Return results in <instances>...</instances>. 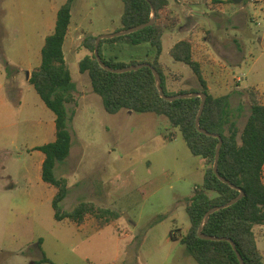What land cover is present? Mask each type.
Returning a JSON list of instances; mask_svg holds the SVG:
<instances>
[{
  "label": "trees",
  "instance_id": "1",
  "mask_svg": "<svg viewBox=\"0 0 264 264\" xmlns=\"http://www.w3.org/2000/svg\"><path fill=\"white\" fill-rule=\"evenodd\" d=\"M121 1L123 12L119 30L147 22L151 18L152 7L155 10V20L153 24L135 32L101 39L98 45L99 56L106 65L113 68L140 63H147L149 66L121 73L107 71L99 65L93 55L96 36L87 35L83 45L88 54L79 60V71L88 75L91 88L101 97L107 113L130 110L161 115L172 128L180 132L189 151L203 159V180L192 190V195L187 200L185 209L190 224L180 238L195 263L240 264L228 240L202 239L197 235V230L208 209L225 204L242 189L244 195L235 203L210 214L202 232L232 240L244 264H263L254 226L264 224V103L259 100L255 91L248 92L249 114L239 131L228 96H215L210 93L200 63L193 57L191 36L176 42L170 48L169 55L174 61L186 64L192 70L198 87L168 91L159 57L163 33L178 24V18L168 10L169 0ZM72 2L73 0H65L58 8L54 29L45 37L41 49V63L31 70L28 79L46 107L54 114L55 139L37 146L36 149L44 154L41 165L42 180L56 188L51 200L54 218L79 224L86 216H90L94 218L98 228H103L117 220L119 213L86 200L79 201L71 210H63L61 203L68 192L67 179L56 177L54 174L55 165L68 156L71 146V135L67 127V104L74 102L75 89L65 64L63 44L69 29ZM119 40L128 41L132 45L147 43L145 57L123 62L116 57L105 56L103 44ZM150 66L158 71L166 95L195 91L206 94L199 125L210 133L218 134L222 139L217 171L234 187L221 181L212 170L218 138L205 135L195 127L200 97L179 98L173 101L161 98ZM170 237L173 238L172 231ZM40 261L56 264L45 255Z\"/></svg>",
  "mask_w": 264,
  "mask_h": 264
},
{
  "label": "crops",
  "instance_id": "2",
  "mask_svg": "<svg viewBox=\"0 0 264 264\" xmlns=\"http://www.w3.org/2000/svg\"><path fill=\"white\" fill-rule=\"evenodd\" d=\"M120 1L73 0L69 29L63 44L66 66L69 65V57H71L73 64H78L79 60L88 54V50L83 45L84 38L87 35L98 36L119 30L121 27L120 18L123 12L122 6L119 4L122 1ZM242 1L236 4L229 0L215 2L211 0H169L168 10L173 16L178 18V24L172 30H166L163 33L162 50L159 57L160 67L165 75V83L177 84L174 81L185 78L184 70L189 67L186 64L174 61L169 55V50L179 40L191 36L193 57L200 63L202 75L210 93L215 96H228L235 120H237V117L243 116L241 113L245 112L246 103H249L248 92L250 90L255 91L259 100L264 103V87H262V79H259L261 72L264 71V61L261 59V53L256 56L253 54L256 47L252 40L247 39V36H250L248 23L252 12L247 10ZM16 2L25 6L30 25L29 28L25 27L22 31L16 32L17 35L14 36V41L10 40L8 44L0 46V113H3L5 119L15 118L18 112L15 106L25 105L29 93V96L32 97L35 104L39 107V118L35 121L33 129H31L32 127L30 128V138L34 142L37 140V143L29 146L30 152H27L25 157H22L21 152H19L15 160L17 167L14 173L11 174L8 172L5 160L8 159L7 157H12V152L20 149L21 145L26 144L27 126L25 124L22 125L21 122L7 123L5 121L3 126H0V193H15L18 191L16 188L21 185L20 182L34 183L39 191L47 192L48 197L52 200L56 193V188L42 180L41 165L44 154L37 150L36 147L55 139L54 114L50 109L51 112L42 110L45 104L35 90L39 98L30 92V86L32 87V85L29 84L28 79L31 70L41 63V49L45 37L53 31L58 8L65 0H9L7 4ZM253 10V12L264 16V2L253 6ZM7 34L11 36L12 32H7ZM258 39L261 41L262 38L258 37ZM164 43L167 44L166 47ZM120 47L125 51L130 50L129 53L124 55L125 52H123L122 54L119 50ZM147 48V43L132 45L128 41L119 40L104 43L103 53L107 57H116L119 61L128 62L130 59L145 57ZM69 51L71 52L70 56H68ZM81 52L84 55H80ZM163 55L166 57L164 58ZM167 57H169V60ZM8 68L14 72L22 71L24 73L25 86L19 87L15 76H12L8 81L9 75L6 72ZM239 74H242V78L240 81H236V77ZM85 75L87 74L79 71L76 81L71 78L74 85L75 83L79 85L83 79H87L88 75ZM172 80L174 81L172 82ZM191 82L193 87H198L195 76L191 78ZM26 83L30 86H27ZM78 91L82 98L87 97L90 92L89 89L83 88L78 89ZM78 91H74V101L75 92ZM123 111L126 114L133 112L130 110ZM165 122L168 124L166 120ZM161 129L165 130L166 133L169 131L168 127H162ZM173 129L172 133H170L175 138L177 129ZM171 134L168 138L174 139L170 138ZM72 154L73 150H71L70 146L66 165L68 171L76 172L78 158H74ZM196 157L199 156L194 155L192 159H196ZM119 160L115 159L98 165V169L95 171L98 175L100 174L98 178L94 176L96 173L88 172L82 178L81 183L78 180V183L75 182L73 184L77 188L75 190L77 196L84 195L86 201H90L87 198H94L93 200L91 199V202L97 206L117 211L120 215L117 220L103 228H98L94 218L90 216H86L79 224L71 221L56 220L57 223L62 222L65 225V228H63L65 230H59L58 235L59 237L67 236V243L70 246L67 255L68 258L74 260L70 264H136L134 261L138 259L139 246L138 242L135 241L132 228L137 226V222L133 220L122 222L124 211L114 207L113 203L108 204L103 199L106 196V191H108V186L105 184L107 182L103 181L100 176L106 173L113 174L118 172V169L116 167L114 169L112 165L117 166V161ZM144 163L148 166L149 160L145 159ZM192 167L189 173L200 171L203 180V159L196 160ZM262 181L264 183V167ZM192 182L194 183L192 190L201 184L197 185L195 181ZM169 187L173 189L171 184ZM192 190L190 194H178V197L172 202L173 208L170 209L172 220L176 221L179 215L184 221L180 227L175 226L170 229L173 238L170 237L169 231V238L166 241L171 243V245H183L180 242V238L190 224L185 207L188 198L192 195ZM67 195L68 197L70 196L69 189ZM67 195L63 201H65ZM177 212L178 214H176ZM17 228L20 227L18 226ZM257 230L260 235L258 237L256 234L258 246V242L262 239L264 240V224L254 226L255 233ZM40 239L42 251L36 245L37 250L40 251L39 263L34 264H49L48 262H41L40 259L45 255L50 260L48 250L52 253L58 252L57 250H60V246L64 244L62 243L63 239L61 238L60 240L55 237L54 239L57 240L51 244L50 242L47 243L48 246H51V250L50 248L46 249L45 237L42 236ZM19 244L7 251L15 255H25L23 251L25 242L21 241ZM182 259H186L185 255H183Z\"/></svg>",
  "mask_w": 264,
  "mask_h": 264
},
{
  "label": "rangeland",
  "instance_id": "3",
  "mask_svg": "<svg viewBox=\"0 0 264 264\" xmlns=\"http://www.w3.org/2000/svg\"><path fill=\"white\" fill-rule=\"evenodd\" d=\"M8 1L0 0V46L8 44L10 40L14 41L16 32L22 31L25 27L29 28L30 25L25 6L18 2L7 4ZM119 4L123 9V3ZM242 4L252 12L248 23L250 36H247V39L252 40L256 47L253 54L256 56L261 53V59L264 61V16L253 12V6L259 5V3L243 0ZM7 32H12L11 36ZM257 36L262 38L261 41ZM164 45L166 47L167 44L164 43ZM122 49V47L119 48L122 54L125 52L124 55L130 51ZM70 55L69 51L68 56ZM80 55H84L83 52ZM163 57L166 56L163 55ZM167 58L169 60V57ZM67 67L71 78L76 81L79 76L78 64H73L69 57ZM6 72L9 75L8 81L12 76H15L18 86H25V75L22 71L14 72L8 68ZM184 76L183 79L172 80L177 84H166L167 90L177 91L193 87L191 78H194V75L190 68L184 70ZM259 79H262V87H264V71L261 72ZM26 85L30 86L28 83ZM30 88V92L36 95L34 89L31 86ZM81 88L90 90L87 97H80L78 89ZM74 89L78 92H75V101L68 104L67 127L71 135L72 156L78 158V165L76 172L68 171L66 157L57 163L54 169L56 177L67 179L70 192V196L67 195L65 201L62 202L61 208L68 211L77 201L86 199L82 194L77 196V192H75L77 188L73 185L75 182L79 180L81 183L82 178L88 172L96 173L94 176L98 178L100 174L95 172L98 165L120 159L117 161V166L112 165L114 169H118V172L106 173L100 178L106 181L105 184L108 186V191L103 199L108 204L113 203L114 207L124 211L121 221L133 220L137 222V226L132 228L135 241L139 246L138 259L134 263L196 264L184 245L174 246L166 239L169 238L170 229L175 226L180 227L184 221L179 215L176 221L172 220L170 209L173 208V200L178 197V194H190L194 186L192 181H195L197 185L202 182L200 171L189 173L190 168H193L192 166L200 157L192 159L194 155L185 145L178 130L174 139L168 138L174 129L166 124V119L163 116L141 112L126 114L123 110L113 114L107 113L103 109L101 97L92 91L89 77L83 79L79 85L75 83ZM37 98L39 97L37 96ZM248 105L249 103H246L245 107L247 108L243 109L244 113H241L243 116L237 117L236 124L239 131L247 119ZM15 107L18 111L15 118L5 119L3 113H0V126H3L4 121L7 123L21 122L22 125L27 126L28 131L26 144L12 152V157L5 158L6 167L11 174L17 167L15 160L19 152L22 157H25V154L30 152L29 146L37 143V140L34 142L30 138V130L33 129L35 121L39 118V107L29 96V93L25 105ZM42 108L43 111L51 112L45 105ZM162 127H168L169 131L166 133L161 129ZM145 159L149 160L148 166L144 163ZM20 184L15 193H0V264L39 263V252L42 251L40 237L42 236L46 240V249L50 248V250L51 246H48L47 243L51 244L58 238L63 239L62 243L64 244L60 246L61 249L57 250L58 252L52 253L48 250L50 261L56 264L72 263L74 260L68 258L67 255L68 248H70L67 236L59 237L58 235L59 230H65L63 229L65 225L62 222L57 223L54 218L48 193L39 191L34 183L20 182ZM170 184L173 189L169 187ZM91 199L94 198H87L90 201ZM18 226L20 228H17ZM256 234L260 237L258 230ZM55 237L57 239H54ZM21 241L25 242L23 245L25 255H15L7 251L20 245ZM36 245L40 251L37 250ZM258 248L261 251L264 264L263 239L258 242ZM183 255L186 258L184 260L182 259Z\"/></svg>",
  "mask_w": 264,
  "mask_h": 264
},
{
  "label": "water",
  "instance_id": "4",
  "mask_svg": "<svg viewBox=\"0 0 264 264\" xmlns=\"http://www.w3.org/2000/svg\"><path fill=\"white\" fill-rule=\"evenodd\" d=\"M231 2H234L236 4L240 3L242 0H229ZM155 20V10L154 8L152 7V13H151V18L145 22V23H141V24H138V25H135V26H132V27H129V28H125V29H122V30H118V31H115V32H111V33H106V34H100L98 36H96L95 38V43H94V50H93V55L94 57L96 58V60L98 61L99 65L106 69L107 71H110V72H113V73H121V72H126V71H131V70H137L141 67H144V66H149V64L147 63H140V64H133V65H128V66H125V67H120V68H113L109 65H106L100 58L99 56V53H98V45H99V42L101 39H104V38H112V37H117V36H121V35H126V34H129V33H132V32H135L137 30H140L146 26H149L151 24H153ZM150 69L153 73V76H154V79H155V83H156V87L159 91V95L161 98L167 100V101H173L175 99H179V98H188V97H200L201 101H200V105H199V110H198V113H197V116H196V119H195V127L196 129L205 134V135H209V136H214V137H217L218 138V143L216 145V148H215V156H214V162H213V166H212V170L214 172V174L223 182L229 184L230 186L234 187V185H232L230 182H228L227 180H225L223 177H221L217 171V163H218V157H219V151H220V146H221V143H222V139L220 138V136L218 134H214V133H210L208 132L207 130L203 129L200 127L199 125V116L200 114L202 113V110H203V107H204V103H205V99H206V94L204 92H201V91H195V92H192V93H181V94H175V95H166L162 89V86H161V78H160V75L158 73V71L150 66ZM244 195V191L242 189H239V194L232 198L231 200H229L228 202H226L225 204H222V205H217V206H213L212 208L208 209L206 212H205V215H204V219L201 223V225L198 227V230H197V235L202 238V239H206V240H219V239H226L230 242L236 256H237V259L239 261L240 264H244V261L242 259V257L240 256V254L238 253L237 249H236V246L234 244V242L228 238H219V237H215V236H209V235H206L202 232V228L204 226V224L207 222L209 216L211 213H213L214 211L218 210V209H221V208H224V207H227L233 203H235L238 199H240L242 196Z\"/></svg>",
  "mask_w": 264,
  "mask_h": 264
},
{
  "label": "built area",
  "instance_id": "5",
  "mask_svg": "<svg viewBox=\"0 0 264 264\" xmlns=\"http://www.w3.org/2000/svg\"><path fill=\"white\" fill-rule=\"evenodd\" d=\"M253 3L256 2V3H261V2H264V0H251ZM242 78V74H239L237 77H236V81H240ZM170 138H174L173 135L170 136Z\"/></svg>",
  "mask_w": 264,
  "mask_h": 264
}]
</instances>
